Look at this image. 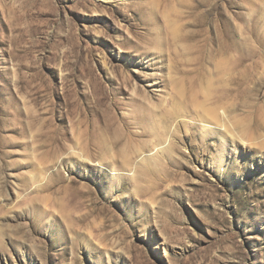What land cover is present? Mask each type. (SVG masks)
I'll return each instance as SVG.
<instances>
[{
  "label": "rangeland",
  "instance_id": "obj_1",
  "mask_svg": "<svg viewBox=\"0 0 264 264\" xmlns=\"http://www.w3.org/2000/svg\"><path fill=\"white\" fill-rule=\"evenodd\" d=\"M0 264H264V0H0Z\"/></svg>",
  "mask_w": 264,
  "mask_h": 264
},
{
  "label": "bare ground",
  "instance_id": "obj_2",
  "mask_svg": "<svg viewBox=\"0 0 264 264\" xmlns=\"http://www.w3.org/2000/svg\"><path fill=\"white\" fill-rule=\"evenodd\" d=\"M210 124H211V122H210ZM88 159V158H87Z\"/></svg>",
  "mask_w": 264,
  "mask_h": 264
}]
</instances>
